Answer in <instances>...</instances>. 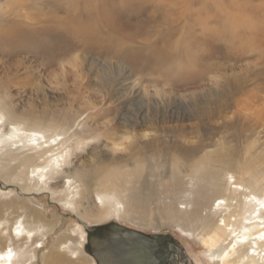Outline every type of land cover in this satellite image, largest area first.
<instances>
[{"label": "rangeland", "instance_id": "1", "mask_svg": "<svg viewBox=\"0 0 264 264\" xmlns=\"http://www.w3.org/2000/svg\"><path fill=\"white\" fill-rule=\"evenodd\" d=\"M0 108L52 123L56 129L43 135L58 134L53 151L65 154L57 170L46 173L45 185L35 189L31 180L26 191V170H8L30 151L5 154L0 144V183L13 188L23 206L3 211L2 236L25 264H66L46 252L63 236L79 240L81 218L72 205L81 214L94 212L100 199L91 191L102 166L132 170L139 158L145 171H132L151 224L120 216L124 194L116 215L100 221L171 234L181 248L178 264H215L207 263L198 238L162 219L160 209L169 198L172 163L185 171L207 152L264 179V0H0ZM116 141L122 144L113 150ZM11 155L17 160L9 161ZM67 179L74 182L71 194ZM30 210L60 220L41 247L19 248L10 224L19 217L33 227Z\"/></svg>", "mask_w": 264, "mask_h": 264}, {"label": "bare ground", "instance_id": "2", "mask_svg": "<svg viewBox=\"0 0 264 264\" xmlns=\"http://www.w3.org/2000/svg\"><path fill=\"white\" fill-rule=\"evenodd\" d=\"M2 118H4L5 125L1 123ZM2 126H4L3 130H1ZM55 129L56 127L50 122L28 121L0 108V144L6 148L5 154L24 149L30 151L18 160L16 155L9 156V161L17 160V163L8 170L11 175L15 174L16 167L20 168L21 172L26 170V191L30 190L31 180L35 181V189L45 185L46 181L43 178L46 177V173H54L65 157L62 150L60 152H56V149L53 151L55 145L60 144V141H57L58 134L54 133L47 139L43 135V132ZM41 139H44L43 142L48 144L40 143ZM51 142L52 144H50ZM110 143L111 149L116 150L122 141ZM253 144L254 140L251 139L246 149L251 148ZM37 154L41 155L37 156ZM42 155L44 157L38 162L37 159ZM230 160L215 158L207 152L206 155L195 159L185 171L181 170L180 164L173 162L174 172L167 181V184L170 182L172 184L171 187L168 185L166 188L169 198L162 200L164 206L160 209V216L176 226L186 237L198 238V241L204 246L202 252L207 263L264 264V179L259 176V173H253L246 165L242 163L233 165ZM140 162V158L135 159V167L132 170L143 173L145 169ZM110 165L111 162L109 165L102 166L101 172L96 175L98 180L95 189L91 191L100 199L99 208H95L94 212L84 210L81 214L76 205L71 207L81 219L85 220L78 219L80 223L77 225L79 240L74 243L73 236L61 237L57 244L47 250L46 258L49 256L48 258L54 262L66 264H96L95 258L84 250L87 235H95L96 228L89 229L91 232L87 233L84 225L94 227L110 222L104 221L103 223L100 220H107L116 215L119 211L120 194H124L125 198L124 210L120 216L125 215V218L139 222L140 225L151 224L146 219V202L141 198L140 189L136 187L140 177L126 167ZM244 175L247 176L246 179H243ZM0 178L3 181L4 177ZM127 179H132L131 185H128ZM157 180L160 183V179ZM73 184V179L66 180L65 189L68 194L73 192L75 188ZM6 187L0 183V194L4 198L0 200V264H25L26 257L19 258L18 248L12 249L7 246L6 239L2 236V231H4L3 211L10 207L14 210L23 207L18 197H12L14 195L12 194L13 188L6 189ZM73 195L75 194L68 196L71 198ZM27 216L31 217L30 220H27L30 221V225L33 224V227L25 225V221H19L17 216L18 218L11 222L8 234L13 242L19 244V248L25 244L32 245L37 242L41 247L43 238L48 232L56 229L60 219L55 217L51 222L38 210L28 211ZM74 244L76 245L74 246ZM60 246L59 249L67 250L74 255V259L70 257L72 261L69 262L60 252L56 251ZM141 246L147 250L145 244ZM79 247L86 256L93 258L94 263L92 260H83L79 256ZM36 249L35 246L34 251Z\"/></svg>", "mask_w": 264, "mask_h": 264}, {"label": "water", "instance_id": "3", "mask_svg": "<svg viewBox=\"0 0 264 264\" xmlns=\"http://www.w3.org/2000/svg\"><path fill=\"white\" fill-rule=\"evenodd\" d=\"M84 227L87 233L96 228V234H88L84 244L85 252L95 258L96 264H151L153 258L167 257V246L171 241L175 244L171 234H145L115 221ZM142 244L147 245L148 250L143 249Z\"/></svg>", "mask_w": 264, "mask_h": 264}, {"label": "flooded vegetation", "instance_id": "4", "mask_svg": "<svg viewBox=\"0 0 264 264\" xmlns=\"http://www.w3.org/2000/svg\"><path fill=\"white\" fill-rule=\"evenodd\" d=\"M173 240L175 239L173 238ZM175 244L171 241V244L167 246L169 248L168 256L165 258L161 257L158 259L153 258L151 259V264H178L179 259H181V251L179 250L178 243L176 242V240H175ZM147 250H148V247H147Z\"/></svg>", "mask_w": 264, "mask_h": 264}]
</instances>
